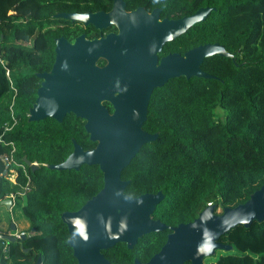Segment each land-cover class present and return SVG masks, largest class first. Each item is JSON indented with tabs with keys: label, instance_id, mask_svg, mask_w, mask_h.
<instances>
[{
	"label": "trees",
	"instance_id": "1",
	"mask_svg": "<svg viewBox=\"0 0 264 264\" xmlns=\"http://www.w3.org/2000/svg\"><path fill=\"white\" fill-rule=\"evenodd\" d=\"M127 10L161 9V18H181L203 7L214 10L201 23L167 42L159 57L219 43L233 57L205 58L201 67L210 78L174 77L154 89L143 128L157 133L123 170L131 196L163 191L153 213L169 226L188 223L210 203L217 209L246 202L264 184V0H124ZM113 0H0V236L1 211L20 210L28 220L26 237L0 239V264L12 257L43 264H78L62 215L80 209L104 187L99 165L53 169L74 151L85 150L90 138L86 120L74 113L62 122L47 117L31 120L42 78L56 60V39L73 42L85 34L106 36L112 26L94 25L58 16L62 12L109 10ZM106 64L101 59L100 65ZM105 105L113 112L111 103ZM11 106L16 121L11 116ZM11 124L6 131L5 126ZM5 157L15 163L8 165ZM31 164L38 168L32 170ZM24 165V168L21 166ZM16 181L11 180L12 171ZM6 172V173H4ZM13 199L11 210L2 204ZM170 229L151 232L130 249L124 242L104 250L112 264L148 261L166 243ZM230 244L211 264H264V220L250 227L239 224L220 237ZM25 249H28L25 251ZM184 264H192L190 261Z\"/></svg>",
	"mask_w": 264,
	"mask_h": 264
},
{
	"label": "water",
	"instance_id": "2",
	"mask_svg": "<svg viewBox=\"0 0 264 264\" xmlns=\"http://www.w3.org/2000/svg\"><path fill=\"white\" fill-rule=\"evenodd\" d=\"M213 10L203 7L181 18H161L160 8L128 11L124 0H114L108 12L58 14L100 30L118 27V32L94 39L85 34L73 42L57 38L55 63L51 71L38 73L43 81L31 108V120L52 117L62 122L67 114H76L86 120V130L97 142L95 148L85 150L74 141L70 156L51 166L78 170L84 164H97L104 174V187L96 195L80 209L62 215L78 264H112L104 250L118 242L132 249L143 235L166 229L171 232L161 250L148 261L136 259L133 264H205L204 259L217 250L232 249L220 241L223 234L239 224L250 227L254 221L264 220V184L244 203L226 207L221 213H217L216 204L210 203L193 221L177 226L153 218L165 197L163 191L140 196L125 192L129 181L122 178L123 170L144 144L158 137L143 128L154 89L174 77L210 78L212 75L201 67L205 58L215 54L233 57L219 43L197 46L184 55L174 52L159 57L167 42L205 21ZM101 59L106 60L104 66L98 65ZM105 102L112 104L113 112ZM25 161L32 170L38 168L27 158ZM2 204L11 210L13 200H3ZM11 228L16 231L14 222ZM0 239L17 240L11 234ZM35 264H43L42 255Z\"/></svg>",
	"mask_w": 264,
	"mask_h": 264
},
{
	"label": "rangeland",
	"instance_id": "3",
	"mask_svg": "<svg viewBox=\"0 0 264 264\" xmlns=\"http://www.w3.org/2000/svg\"><path fill=\"white\" fill-rule=\"evenodd\" d=\"M222 212V209L219 208L217 209V213H221ZM1 216H2V222H4V226H5V229L2 228L7 231L8 230V225H9V219L12 218V220L14 222H16L19 226H21L22 224H27L28 220L23 216L22 212L20 210H15V212L12 214L11 212L9 213V215L5 212L4 210V213L3 211H1ZM28 229V228H27ZM20 230H26L24 229L23 227L20 228ZM12 232H14L13 230H11ZM225 250H217L216 253L212 256H208L204 259V263L205 264H211L212 262L216 261L218 259V257L224 253ZM17 258L16 257H13L11 258V260H9V264H17ZM35 262L32 261L31 264H34Z\"/></svg>",
	"mask_w": 264,
	"mask_h": 264
},
{
	"label": "built area",
	"instance_id": "4",
	"mask_svg": "<svg viewBox=\"0 0 264 264\" xmlns=\"http://www.w3.org/2000/svg\"><path fill=\"white\" fill-rule=\"evenodd\" d=\"M11 116H12L13 121H16L15 120V117H14V114H13L12 106H11ZM10 129H11V124H7L5 126V130L8 131ZM1 140L2 139L0 138V141ZM4 161L8 165H10L12 163H15V161L13 160V158H10V157H5L4 158ZM21 166L24 168V165H21ZM24 171H25V168H24ZM10 178H11L12 181H14V182L16 181V172L14 170L12 171V175H11ZM11 197H12V200L15 199V196L14 195H11ZM10 234L13 235V236H15L17 239H21L22 237H24L26 235V232H25V230L17 229L16 231H14V232H12Z\"/></svg>",
	"mask_w": 264,
	"mask_h": 264
},
{
	"label": "crops",
	"instance_id": "5",
	"mask_svg": "<svg viewBox=\"0 0 264 264\" xmlns=\"http://www.w3.org/2000/svg\"><path fill=\"white\" fill-rule=\"evenodd\" d=\"M8 209V208H7ZM9 210V209H8ZM3 213H4V211H3ZM14 222V221H13ZM15 223V225H16V227H17V229H20L21 227H23L24 229H27L28 227H29V223L27 222V224H22L21 226H19L16 222H14ZM12 224V223H11ZM1 226H3V228L5 229V226H4V222H2V225ZM9 226V225H8ZM16 229V230H17ZM11 230H12V228H11ZM14 231V230H13ZM10 233H12V231H10L8 234H10ZM16 257V256H15ZM13 258V257H12ZM18 260H17V264H31L32 263V261L31 260H26V259H23V258H20V257H16ZM11 260V259H10ZM9 264V263H8ZM35 264V263H34Z\"/></svg>",
	"mask_w": 264,
	"mask_h": 264
},
{
	"label": "flooded vegetation",
	"instance_id": "6",
	"mask_svg": "<svg viewBox=\"0 0 264 264\" xmlns=\"http://www.w3.org/2000/svg\"><path fill=\"white\" fill-rule=\"evenodd\" d=\"M113 4H114V0H113V3H112V6L110 7V9L109 10H100V11H105V12H108V11H111L112 10V8H113ZM125 7H126V3H125ZM126 10H127V8H126ZM135 10V9H134ZM128 11H132V10H128ZM148 11V10H147ZM96 12V11H95ZM98 12V11H97ZM150 12V11H149ZM86 25V24H85ZM90 25V24H89ZM92 25V24H91ZM87 26V25H86ZM112 26H115L116 27V30H111V31H109L108 33H110V32H118V27L116 26V25H112ZM112 26H110V27H112ZM109 27V28H110ZM106 29H108V28H106ZM100 30V29H99ZM103 30H105V29H103ZM98 65L99 66H101L100 65V60H99V62H98ZM104 66V65H103Z\"/></svg>",
	"mask_w": 264,
	"mask_h": 264
}]
</instances>
